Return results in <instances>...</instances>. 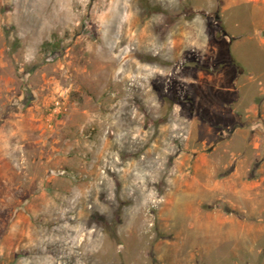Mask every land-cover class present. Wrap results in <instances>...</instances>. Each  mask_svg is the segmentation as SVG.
<instances>
[{
	"label": "rangeland",
	"instance_id": "obj_1",
	"mask_svg": "<svg viewBox=\"0 0 264 264\" xmlns=\"http://www.w3.org/2000/svg\"><path fill=\"white\" fill-rule=\"evenodd\" d=\"M0 264H264V0H0Z\"/></svg>",
	"mask_w": 264,
	"mask_h": 264
},
{
	"label": "bare ground",
	"instance_id": "obj_2",
	"mask_svg": "<svg viewBox=\"0 0 264 264\" xmlns=\"http://www.w3.org/2000/svg\"><path fill=\"white\" fill-rule=\"evenodd\" d=\"M193 187V186H192ZM190 188V187H189ZM190 190H192V189H190ZM187 191V190H186ZM193 191H195V190H193ZM190 192V194H191V191H189ZM197 192H198V190H197ZM200 192V191H199ZM193 193V192H192ZM195 194V193H194ZM201 194V193H200ZM198 196V195H197Z\"/></svg>",
	"mask_w": 264,
	"mask_h": 264
}]
</instances>
